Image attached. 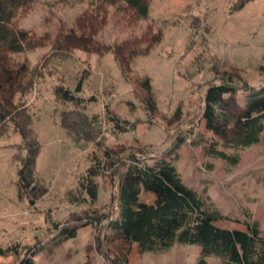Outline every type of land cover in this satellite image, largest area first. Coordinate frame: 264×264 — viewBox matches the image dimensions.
<instances>
[{"label":"rangeland","instance_id":"rangeland-1","mask_svg":"<svg viewBox=\"0 0 264 264\" xmlns=\"http://www.w3.org/2000/svg\"><path fill=\"white\" fill-rule=\"evenodd\" d=\"M98 1L37 0L20 10L17 23L39 36L56 37L76 29L77 18ZM242 1L151 0L150 19L137 22L110 7L107 25L96 36L101 45L112 47L131 36H141L149 27L161 37L149 54L136 57L127 72L112 49L101 56L52 52L48 45L15 56L20 62L28 60L33 68L44 65L32 92L24 97L30 99L31 128L40 152L36 185L22 192L16 155L25 152L15 147L22 137L11 128L0 138V248L19 250L0 256V264H23L30 257L34 264H86L88 260V264H107L96 251L94 238L111 230L95 234L94 227L74 216L93 209L108 213L117 182L113 184L108 172L97 177L98 200L93 205L70 204L66 194L79 185L92 164L100 159L104 162L106 147L117 145L155 147L158 154L147 158V163L152 166L165 158L174 164L184 183L201 194L211 210L231 219L216 222L218 227L247 230L245 222H256L264 237V144L238 150L221 146L229 154L240 155L239 165L233 167L207 153L215 138L205 120L198 124L193 117L194 110L204 106L208 87L214 90L221 84L217 77L223 72H237L256 87L264 84V0H248L241 7ZM83 76L82 91L77 93ZM146 77L151 79L157 101L153 118L145 109V91L140 86ZM58 85L79 100L59 101L55 94ZM239 99L243 101V95ZM74 108L90 117L100 116L95 143L75 141L60 126V114ZM111 116L138 125L135 130L116 133ZM179 139L185 140L180 147ZM125 171L126 167L120 169L121 174ZM139 200L153 207L155 196L140 189ZM89 245L94 247L90 254ZM200 259L197 246L158 247L145 255L135 246L128 264H199ZM207 264L226 263L211 257Z\"/></svg>","mask_w":264,"mask_h":264},{"label":"trees","instance_id":"trees-1","mask_svg":"<svg viewBox=\"0 0 264 264\" xmlns=\"http://www.w3.org/2000/svg\"><path fill=\"white\" fill-rule=\"evenodd\" d=\"M35 1L0 0V138L6 136L11 128L22 137V142L15 146L25 152L16 155L20 163L18 177L22 192L36 185L35 165L40 152L38 138L31 128L33 115L27 105L30 99L24 97L32 92L44 65L33 68L28 60L20 62L15 56H23L48 45H51L52 52L81 51L101 56L112 49L119 66L127 72L136 57L149 54L161 41L160 34L151 31L152 27L141 36H131L112 47L103 46L96 40L98 33L107 25L110 7L128 14L137 22L150 19L151 0H99L95 7L77 18L76 29L56 37H42L18 25L20 10L25 11ZM247 1L243 0L241 7ZM217 78L221 84L214 90L208 87L203 96L204 106L194 110L193 117L198 118V124L205 120L207 130L215 138L206 148L207 153L237 167L240 155L229 154L220 147L238 150L264 144V84L256 87L237 72H223ZM84 80L85 76L76 87L77 93L82 91ZM140 86L145 91V109L153 118L158 107L152 94L151 79L146 77ZM216 92L224 96L219 97ZM55 94L63 103L79 100L63 85L56 86ZM239 95H243V101ZM60 116V126L75 141H97L100 133L96 122L100 116L90 117L78 108L63 111ZM109 119L116 133L135 130L138 125L117 116ZM184 142V139H179L178 147ZM157 154L158 150L150 145L106 147L104 162L100 159L97 164H92L79 185L66 194L70 204L93 205L98 200L97 177L108 172L112 175L113 184L117 182L108 213L93 209L74 216L75 220L94 227L95 234L103 235L105 229L111 230L103 237L94 238L96 251L106 263L128 264L135 246L140 255H145L158 247L190 245L201 248L199 264H207L211 257L226 264H264V237L259 224L247 221V230L218 227L216 222L231 219L218 210H211L206 199L184 183L176 166L167 159L162 158L152 166L148 164L147 158ZM122 167H126V171L121 174ZM140 189L155 196L153 207L140 202ZM29 250L35 255L33 249ZM93 250L92 245L87 247L88 254ZM9 253L18 254L19 250L12 246L0 248V256ZM32 259L28 258L23 264H34Z\"/></svg>","mask_w":264,"mask_h":264}]
</instances>
